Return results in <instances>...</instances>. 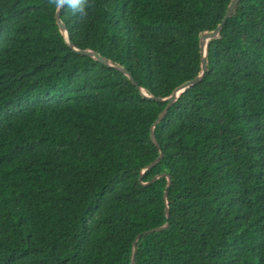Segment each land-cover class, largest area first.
Here are the masks:
<instances>
[{
	"label": "trees",
	"instance_id": "trees-1",
	"mask_svg": "<svg viewBox=\"0 0 264 264\" xmlns=\"http://www.w3.org/2000/svg\"><path fill=\"white\" fill-rule=\"evenodd\" d=\"M0 0V264H264V0ZM171 176L167 197L163 194ZM166 208L169 218H166ZM160 231L143 234L161 227ZM139 236L138 239L136 237Z\"/></svg>",
	"mask_w": 264,
	"mask_h": 264
},
{
	"label": "water",
	"instance_id": "water-1",
	"mask_svg": "<svg viewBox=\"0 0 264 264\" xmlns=\"http://www.w3.org/2000/svg\"><path fill=\"white\" fill-rule=\"evenodd\" d=\"M238 2H239V0H232L231 3L229 4L227 10H226V13H225V15H224V17L222 19V22L218 25V27L211 33H204V35L201 37V39H200V47H201V52H202L201 70H200L199 74L195 78H193V79L185 82L181 86L177 87L171 93V95L168 96L167 98L150 97V96L145 95L142 92L143 96L148 98V99H152V100H155L157 102H167L166 108L160 113V115L158 116L157 120L155 121V123L153 124V126L151 128V138H152L153 142L159 147L160 155L153 163H151L148 166V169H150V168L154 167L156 164H158L160 162V160L163 158V155H164L163 152L161 151L160 146L158 145V142H157L155 136H154V128H155V126L161 121V119L167 113V111L170 108V106L176 101V99L181 95V93L183 91H185L187 88L195 85L196 83L200 82L203 79L205 73H207V66H206V47H207V43H208L209 40L214 39V38H216L219 35V32L222 29V26L224 25V23H226L228 18L231 16V14L233 13V11H234L235 7L237 6ZM60 12L57 13L55 11V16H54L55 17V21H56V23H57V25L59 27V30L64 34V36L66 38V41L68 43V46L74 52H76V53H78L80 55H83V56H87V57L91 56V57L99 60L100 63H102V64H104L106 66L114 67L116 70H118L119 72L123 73L132 82V84L138 90H140L139 85L134 81L133 77L131 76V74L129 72L125 71L121 67L113 66L108 60H106L103 57H100L94 51H91V50H88V51L87 50H80V49L74 48L72 43L70 42V38H69L68 33L66 32L65 26H64V24L62 23V21L60 19ZM161 177H166L167 178V185H166V189H165L164 194H163L164 199H166L167 192H168L167 190H168V188L170 187V184H171V181H170L171 176L169 174H164V173L159 174L155 178H153L152 181L147 182V183H142V184L143 185H149V184H151L152 182H154L155 180H157L158 178H161ZM166 218L167 219L169 218V213H168V209L167 208H166ZM167 227H168V223L164 224L161 227H157V228H153V229L144 231L143 234L160 231V230L165 229ZM139 236L140 235H138L136 237V239H138ZM136 254H137V241L134 243V250H133V256H132L131 264H135Z\"/></svg>",
	"mask_w": 264,
	"mask_h": 264
},
{
	"label": "clouds",
	"instance_id": "clouds-1",
	"mask_svg": "<svg viewBox=\"0 0 264 264\" xmlns=\"http://www.w3.org/2000/svg\"><path fill=\"white\" fill-rule=\"evenodd\" d=\"M46 5L54 8L57 13L67 8L78 22H86L90 10L94 7L93 0H46Z\"/></svg>",
	"mask_w": 264,
	"mask_h": 264
}]
</instances>
